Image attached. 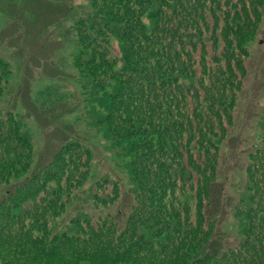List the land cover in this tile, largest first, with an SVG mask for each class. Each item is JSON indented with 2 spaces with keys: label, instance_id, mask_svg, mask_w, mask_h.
<instances>
[{
  "label": "trees",
  "instance_id": "trees-1",
  "mask_svg": "<svg viewBox=\"0 0 264 264\" xmlns=\"http://www.w3.org/2000/svg\"><path fill=\"white\" fill-rule=\"evenodd\" d=\"M91 1L75 25L74 65L91 87L87 123L126 161L134 204L123 228L80 214L57 229L63 194L94 168V151L71 139L0 199V264H264V132L236 206L237 245L218 249L211 215L264 0ZM8 74L0 58V97ZM33 162L22 121L0 112V190ZM92 196L113 205L120 182L102 175Z\"/></svg>",
  "mask_w": 264,
  "mask_h": 264
},
{
  "label": "rangeland",
  "instance_id": "rangeland-1",
  "mask_svg": "<svg viewBox=\"0 0 264 264\" xmlns=\"http://www.w3.org/2000/svg\"><path fill=\"white\" fill-rule=\"evenodd\" d=\"M91 2L0 0V58L9 65L0 112L17 115L34 145L32 167L19 179L3 186L0 199L47 164L67 141L80 138L94 151L93 173L87 184L62 196L66 206L56 220L59 230L80 214L95 219L112 216L123 228L134 204L129 178L122 167L126 161L118 160L108 150L102 134L87 123L91 87L74 65L75 25L88 16ZM249 50L233 122L219 151L211 215L216 218L213 241L221 250L239 243L240 219L236 206L246 185L249 154L264 132V16ZM102 175L120 182L121 197L113 205L96 203L92 196L95 182ZM69 193H73L71 197Z\"/></svg>",
  "mask_w": 264,
  "mask_h": 264
}]
</instances>
